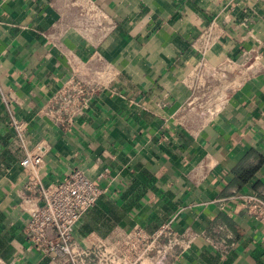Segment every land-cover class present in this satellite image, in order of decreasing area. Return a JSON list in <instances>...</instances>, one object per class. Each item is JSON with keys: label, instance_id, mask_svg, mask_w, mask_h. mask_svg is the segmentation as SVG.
<instances>
[{"label": "crops", "instance_id": "obj_1", "mask_svg": "<svg viewBox=\"0 0 264 264\" xmlns=\"http://www.w3.org/2000/svg\"><path fill=\"white\" fill-rule=\"evenodd\" d=\"M73 73L99 89L63 128L42 108ZM212 74L232 88L211 114L196 96ZM12 116L49 141L47 182L81 168L108 187L78 241L172 221L191 240L173 264H264L245 209L264 199V0H0V264H46L24 233Z\"/></svg>", "mask_w": 264, "mask_h": 264}, {"label": "built area", "instance_id": "obj_2", "mask_svg": "<svg viewBox=\"0 0 264 264\" xmlns=\"http://www.w3.org/2000/svg\"><path fill=\"white\" fill-rule=\"evenodd\" d=\"M205 35L207 45L216 39L209 32ZM251 57L245 52L240 61L228 58L227 67L219 71L223 77L229 73L240 74ZM254 59L261 62L262 56L256 55ZM211 81L196 97L212 114L227 100L232 87L214 74ZM98 89L73 73L49 97L42 110L58 125L69 128L89 107L91 97ZM10 125L23 153L21 164L25 170L26 191L20 205L29 214L24 233L46 264H173L189 246L191 240L185 241L172 221L164 222L153 231L136 224L115 238L90 237L84 243L78 241L75 231L79 221L102 195L108 193V187L101 186L81 168L58 181L47 182L44 167L49 141L46 138L33 141L27 122L16 116H12ZM245 209L261 224L264 235V199L249 194ZM212 242L215 247L227 245L222 238Z\"/></svg>", "mask_w": 264, "mask_h": 264}]
</instances>
